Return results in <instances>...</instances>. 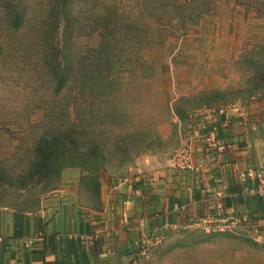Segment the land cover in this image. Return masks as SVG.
<instances>
[{
  "label": "rangeland",
  "instance_id": "1",
  "mask_svg": "<svg viewBox=\"0 0 264 264\" xmlns=\"http://www.w3.org/2000/svg\"><path fill=\"white\" fill-rule=\"evenodd\" d=\"M122 61L131 65L108 78ZM88 70L102 75L92 90ZM261 74L264 0H0V204L34 210L58 188L62 171L55 180L51 159L37 160L57 138L106 156L99 181L171 159L160 151L195 114L264 102ZM113 80L122 87L104 97ZM80 181L92 203L96 183ZM142 257L135 264H264V241L190 226L162 233Z\"/></svg>",
  "mask_w": 264,
  "mask_h": 264
},
{
  "label": "crops",
  "instance_id": "2",
  "mask_svg": "<svg viewBox=\"0 0 264 264\" xmlns=\"http://www.w3.org/2000/svg\"><path fill=\"white\" fill-rule=\"evenodd\" d=\"M188 127L160 154L187 148L192 170L147 159L126 167L131 177L101 178L87 203L83 173L71 168L37 209L0 204V264H135L142 236L190 227L208 213L237 214L230 227L264 241V102L247 112L210 109Z\"/></svg>",
  "mask_w": 264,
  "mask_h": 264
},
{
  "label": "trees",
  "instance_id": "3",
  "mask_svg": "<svg viewBox=\"0 0 264 264\" xmlns=\"http://www.w3.org/2000/svg\"><path fill=\"white\" fill-rule=\"evenodd\" d=\"M129 62L122 61L118 63H114L110 70L108 71L107 77L112 78L121 72L122 67H128ZM262 75V81L264 82V75ZM82 87L87 90H92L95 86H92V83L99 84V80L102 79L101 74H97L93 70H88L84 75H82ZM122 87L121 82L118 80H113L108 83L102 90V95L104 97L108 96L110 93L115 94L117 93L120 88ZM52 140H45L42 143V147H45L47 142L54 141ZM52 154L44 155L43 153L38 157V164H42L46 162L48 158L51 159V173L55 180L59 179L60 172L63 168L66 167H81L84 170V174L81 176V180L85 183H96L98 185V177L100 171L103 169L104 164L106 162V156L102 153H78L72 149H64L63 144H61L57 140L55 141V145L53 147ZM37 174L36 171H31V176ZM7 179L6 175H0L1 179ZM52 188V187H51Z\"/></svg>",
  "mask_w": 264,
  "mask_h": 264
},
{
  "label": "built area",
  "instance_id": "4",
  "mask_svg": "<svg viewBox=\"0 0 264 264\" xmlns=\"http://www.w3.org/2000/svg\"><path fill=\"white\" fill-rule=\"evenodd\" d=\"M217 145L218 144L215 138H211L207 143L208 148H216ZM170 161L172 166L188 170L193 169L192 156L190 150H188L187 148H181L175 151ZM238 220L239 216L237 214L208 213L194 221L189 222L188 225L204 230L214 231L216 229L221 230L224 227H230L231 224H235ZM161 239V230H155L142 236V239L140 240V245L136 251L133 260H136L137 258L145 255L147 250H149L151 246L160 242Z\"/></svg>",
  "mask_w": 264,
  "mask_h": 264
}]
</instances>
